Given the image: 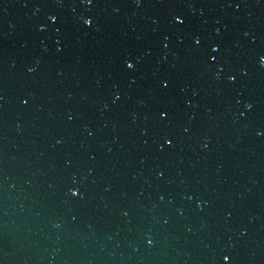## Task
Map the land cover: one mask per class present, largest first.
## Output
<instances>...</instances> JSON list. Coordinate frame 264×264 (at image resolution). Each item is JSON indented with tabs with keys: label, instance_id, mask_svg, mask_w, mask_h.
I'll use <instances>...</instances> for the list:
<instances>
[{
	"label": "water",
	"instance_id": "obj_1",
	"mask_svg": "<svg viewBox=\"0 0 264 264\" xmlns=\"http://www.w3.org/2000/svg\"><path fill=\"white\" fill-rule=\"evenodd\" d=\"M262 59L264 0H0V264H264Z\"/></svg>",
	"mask_w": 264,
	"mask_h": 264
},
{
	"label": "snow or ice",
	"instance_id": "obj_2",
	"mask_svg": "<svg viewBox=\"0 0 264 264\" xmlns=\"http://www.w3.org/2000/svg\"><path fill=\"white\" fill-rule=\"evenodd\" d=\"M87 2H88V3H91V0H87ZM178 22H180V21L178 20ZM90 23H91V22H90L89 20H84V24H85V25H89ZM212 51H213V52H216V51H218V49H217V48H213ZM261 64L264 65V59L261 60ZM127 67H128L129 69H131V68L133 67V65H132V64H128ZM168 143L170 144L171 141H168ZM70 194H71V196L74 197V198L77 197V196L79 195V193H78L77 191H71ZM149 243H151V241H149ZM230 259H231V258H230L229 256H224V257H223L224 264H229Z\"/></svg>",
	"mask_w": 264,
	"mask_h": 264
}]
</instances>
